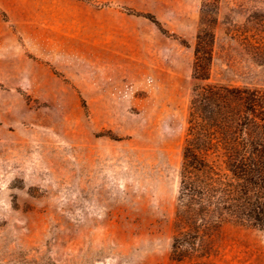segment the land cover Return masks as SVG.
I'll return each instance as SVG.
<instances>
[{
  "label": "rangeland",
  "instance_id": "obj_1",
  "mask_svg": "<svg viewBox=\"0 0 264 264\" xmlns=\"http://www.w3.org/2000/svg\"><path fill=\"white\" fill-rule=\"evenodd\" d=\"M208 83L264 88V0H0V264H170ZM216 242L214 264H264V230Z\"/></svg>",
  "mask_w": 264,
  "mask_h": 264
},
{
  "label": "trees",
  "instance_id": "obj_2",
  "mask_svg": "<svg viewBox=\"0 0 264 264\" xmlns=\"http://www.w3.org/2000/svg\"><path fill=\"white\" fill-rule=\"evenodd\" d=\"M203 32L194 49L197 80L208 79L211 62L213 34ZM187 122L170 264H214L223 225L264 230V88L200 86Z\"/></svg>",
  "mask_w": 264,
  "mask_h": 264
}]
</instances>
